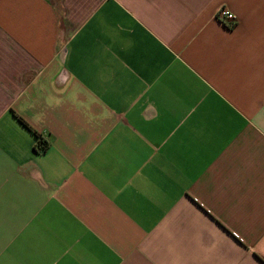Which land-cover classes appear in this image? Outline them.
<instances>
[{
	"label": "crops",
	"instance_id": "0c3cea01",
	"mask_svg": "<svg viewBox=\"0 0 264 264\" xmlns=\"http://www.w3.org/2000/svg\"><path fill=\"white\" fill-rule=\"evenodd\" d=\"M0 264H264V0H0Z\"/></svg>",
	"mask_w": 264,
	"mask_h": 264
},
{
	"label": "built area",
	"instance_id": "2783aa9c",
	"mask_svg": "<svg viewBox=\"0 0 264 264\" xmlns=\"http://www.w3.org/2000/svg\"><path fill=\"white\" fill-rule=\"evenodd\" d=\"M217 19H219L220 21H230V25H233V22H234V15L229 12L227 9H223V8H220V10L217 11Z\"/></svg>",
	"mask_w": 264,
	"mask_h": 264
},
{
	"label": "trees",
	"instance_id": "16d2710c",
	"mask_svg": "<svg viewBox=\"0 0 264 264\" xmlns=\"http://www.w3.org/2000/svg\"><path fill=\"white\" fill-rule=\"evenodd\" d=\"M24 125H26L21 119H19ZM46 148V144L43 143V141H41L40 139L37 141V146L36 149H39L41 151H44Z\"/></svg>",
	"mask_w": 264,
	"mask_h": 264
}]
</instances>
